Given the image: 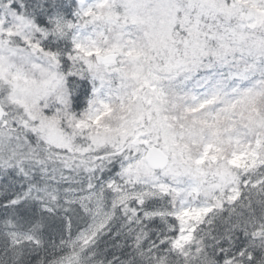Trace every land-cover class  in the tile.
Masks as SVG:
<instances>
[{"label": "snow or ice", "instance_id": "obj_1", "mask_svg": "<svg viewBox=\"0 0 264 264\" xmlns=\"http://www.w3.org/2000/svg\"><path fill=\"white\" fill-rule=\"evenodd\" d=\"M0 264H264V0H0Z\"/></svg>", "mask_w": 264, "mask_h": 264}]
</instances>
